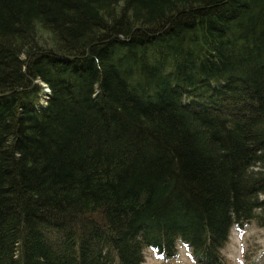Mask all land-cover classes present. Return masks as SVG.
I'll use <instances>...</instances> for the list:
<instances>
[{"label": "trees", "instance_id": "16d2710c", "mask_svg": "<svg viewBox=\"0 0 264 264\" xmlns=\"http://www.w3.org/2000/svg\"><path fill=\"white\" fill-rule=\"evenodd\" d=\"M251 221L264 0H0V264H231Z\"/></svg>", "mask_w": 264, "mask_h": 264}, {"label": "rangeland", "instance_id": "374dc122", "mask_svg": "<svg viewBox=\"0 0 264 264\" xmlns=\"http://www.w3.org/2000/svg\"><path fill=\"white\" fill-rule=\"evenodd\" d=\"M41 33L42 38H49L44 31ZM221 252L231 264H261L264 260V226L251 221L242 228L233 227L229 241ZM144 254L145 264H162L153 250L145 249ZM190 254V251L180 247V254L172 263L195 264Z\"/></svg>", "mask_w": 264, "mask_h": 264}]
</instances>
